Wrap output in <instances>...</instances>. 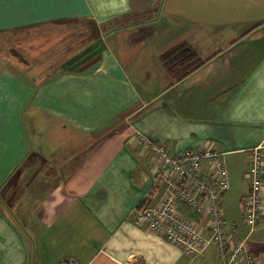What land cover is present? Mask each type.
I'll return each instance as SVG.
<instances>
[{
	"label": "crops",
	"instance_id": "obj_1",
	"mask_svg": "<svg viewBox=\"0 0 264 264\" xmlns=\"http://www.w3.org/2000/svg\"><path fill=\"white\" fill-rule=\"evenodd\" d=\"M141 138L225 154L224 230L264 264V187L254 230L239 212L264 156V0L5 6L0 264H207L134 222L156 161Z\"/></svg>",
	"mask_w": 264,
	"mask_h": 264
},
{
	"label": "built area",
	"instance_id": "obj_2",
	"mask_svg": "<svg viewBox=\"0 0 264 264\" xmlns=\"http://www.w3.org/2000/svg\"><path fill=\"white\" fill-rule=\"evenodd\" d=\"M141 142L156 161L150 191L131 213L136 225L178 246L190 258L215 246L219 264H257L245 244L232 242L224 230L228 220L220 200L229 187L225 154L210 147L171 154L148 139ZM263 175L264 156L258 146L250 150L248 192L240 201L249 232L256 227L262 207ZM235 232L233 225L231 233ZM59 264L79 263L68 259Z\"/></svg>",
	"mask_w": 264,
	"mask_h": 264
},
{
	"label": "snow or ice",
	"instance_id": "obj_3",
	"mask_svg": "<svg viewBox=\"0 0 264 264\" xmlns=\"http://www.w3.org/2000/svg\"><path fill=\"white\" fill-rule=\"evenodd\" d=\"M80 0H0V21L3 20V9L5 6L20 10L40 11L58 6H75Z\"/></svg>",
	"mask_w": 264,
	"mask_h": 264
},
{
	"label": "rangeland",
	"instance_id": "obj_4",
	"mask_svg": "<svg viewBox=\"0 0 264 264\" xmlns=\"http://www.w3.org/2000/svg\"><path fill=\"white\" fill-rule=\"evenodd\" d=\"M70 27H72V26L71 25H66V24H63L62 27H56L55 26L54 27V32L62 34L64 32H66V29H68ZM43 30H44V32H43L44 37H47L48 35L50 36L51 28H46V26H43ZM29 32H30V29L25 31V33H27V34ZM149 154H151V153L149 152ZM151 156L154 159V156L153 155H151ZM239 212L242 214L241 210ZM203 255H207V256L210 257V259L208 260L207 264H217V263L219 264V259H218V254H217V248L216 247H214V246L208 247V249L204 252ZM203 255H201V256H203Z\"/></svg>",
	"mask_w": 264,
	"mask_h": 264
},
{
	"label": "trees",
	"instance_id": "obj_5",
	"mask_svg": "<svg viewBox=\"0 0 264 264\" xmlns=\"http://www.w3.org/2000/svg\"><path fill=\"white\" fill-rule=\"evenodd\" d=\"M189 52V51H188ZM186 54V53H185ZM188 54V53H187ZM190 60L192 59V54L191 55H188L187 56ZM174 60L173 61H175V60H177V59H180V58H183V59H185L186 58V56L184 55V56H181V57H179V56H173L172 57ZM190 67H192V65L190 66ZM189 69V68H188Z\"/></svg>",
	"mask_w": 264,
	"mask_h": 264
}]
</instances>
